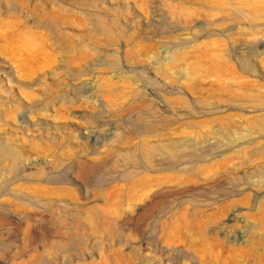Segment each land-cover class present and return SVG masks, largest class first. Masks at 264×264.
<instances>
[{"label": "rangeland", "instance_id": "obj_1", "mask_svg": "<svg viewBox=\"0 0 264 264\" xmlns=\"http://www.w3.org/2000/svg\"><path fill=\"white\" fill-rule=\"evenodd\" d=\"M0 264H264V0H0Z\"/></svg>", "mask_w": 264, "mask_h": 264}]
</instances>
